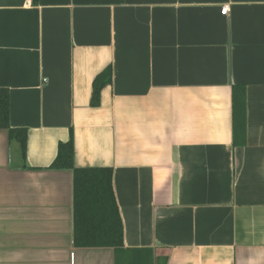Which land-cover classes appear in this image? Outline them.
Listing matches in <instances>:
<instances>
[{
    "label": "crops",
    "instance_id": "0c3cea01",
    "mask_svg": "<svg viewBox=\"0 0 264 264\" xmlns=\"http://www.w3.org/2000/svg\"><path fill=\"white\" fill-rule=\"evenodd\" d=\"M0 87L28 130L23 159L0 129V264H115L74 244L73 174L49 168L70 139L75 167L112 168L125 249L264 264V0H0Z\"/></svg>",
    "mask_w": 264,
    "mask_h": 264
},
{
    "label": "trees",
    "instance_id": "16d2710c",
    "mask_svg": "<svg viewBox=\"0 0 264 264\" xmlns=\"http://www.w3.org/2000/svg\"><path fill=\"white\" fill-rule=\"evenodd\" d=\"M112 81V69L107 67L96 76L90 104L98 106L102 89ZM233 144L243 146L247 140V102L244 86H233L232 92ZM0 129H6L24 159L28 130L10 124V91L0 87ZM69 170L73 174L74 244L79 247H112L115 264H152L145 249L127 250L124 247L123 222L113 188L110 167L77 168L74 165V143L60 142L58 153L49 167Z\"/></svg>",
    "mask_w": 264,
    "mask_h": 264
},
{
    "label": "built area",
    "instance_id": "2783aa9c",
    "mask_svg": "<svg viewBox=\"0 0 264 264\" xmlns=\"http://www.w3.org/2000/svg\"><path fill=\"white\" fill-rule=\"evenodd\" d=\"M229 11V6H225L223 9H222V13L223 14H227Z\"/></svg>",
    "mask_w": 264,
    "mask_h": 264
}]
</instances>
